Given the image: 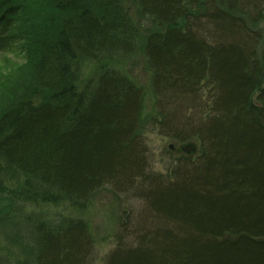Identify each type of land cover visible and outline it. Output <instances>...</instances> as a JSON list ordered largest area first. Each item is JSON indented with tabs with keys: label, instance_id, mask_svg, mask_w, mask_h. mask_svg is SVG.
I'll use <instances>...</instances> for the list:
<instances>
[{
	"label": "trees",
	"instance_id": "obj_1",
	"mask_svg": "<svg viewBox=\"0 0 264 264\" xmlns=\"http://www.w3.org/2000/svg\"><path fill=\"white\" fill-rule=\"evenodd\" d=\"M124 3L0 0V54L21 22L29 66L0 99V230L25 225L29 241L3 232L10 256L87 264L84 220L26 213L84 209L110 185L136 188L145 231L107 264H264V0H134L154 26L142 46L161 130L201 140L168 177L151 172L139 134L142 90L108 65L86 83L80 74L82 62L135 53Z\"/></svg>",
	"mask_w": 264,
	"mask_h": 264
},
{
	"label": "rangeland",
	"instance_id": "obj_2",
	"mask_svg": "<svg viewBox=\"0 0 264 264\" xmlns=\"http://www.w3.org/2000/svg\"><path fill=\"white\" fill-rule=\"evenodd\" d=\"M125 7L133 24L138 28V47L132 55L119 58L118 60H106L101 63L85 61L80 64V74L84 82L90 80L104 65L114 68L118 72L128 76L143 92V106L140 118L139 134L146 143V148L151 165V172L169 176L178 165H183L184 156H198L200 153L201 140L199 136L189 137L188 140L165 135L160 126L163 120L162 113L157 109V98L153 90V70L143 50L142 42L147 34L154 29L150 19L142 15L134 0H124ZM20 22L12 30V43L9 48L0 54V99L8 92L9 87L19 77L27 75L29 66L25 51V42L16 37L22 35ZM16 34V35H15ZM199 110V104H196ZM196 113V111H195ZM188 151H177L180 148ZM194 148V149H192ZM134 190L121 191L112 186H104L95 191L84 209L72 207L67 202L49 204L45 206L28 207L26 215L29 218L38 217L40 213L46 219L74 218L82 219L88 225V230L93 241V250L87 264H107L108 255L121 243L129 245L134 240L133 233L145 231L141 226V216L145 212L142 199ZM0 207L3 206L2 195ZM8 224L0 230V235L6 230L12 240L16 237L29 243L28 227L14 228ZM148 228V227H147ZM18 229V230H17ZM6 238L0 236V264H16V257L10 256L6 247ZM22 244V243H17ZM6 248V249H3Z\"/></svg>",
	"mask_w": 264,
	"mask_h": 264
},
{
	"label": "water",
	"instance_id": "obj_3",
	"mask_svg": "<svg viewBox=\"0 0 264 264\" xmlns=\"http://www.w3.org/2000/svg\"><path fill=\"white\" fill-rule=\"evenodd\" d=\"M187 148H184V147H182V148H180V149H177V151L180 153V151H188V150H186ZM192 149H194V148H192Z\"/></svg>",
	"mask_w": 264,
	"mask_h": 264
}]
</instances>
